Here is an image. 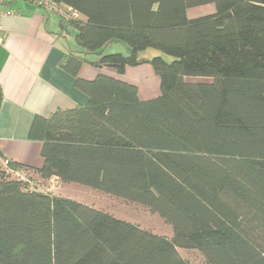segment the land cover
Listing matches in <instances>:
<instances>
[{"label": "trees", "instance_id": "16d2710c", "mask_svg": "<svg viewBox=\"0 0 264 264\" xmlns=\"http://www.w3.org/2000/svg\"><path fill=\"white\" fill-rule=\"evenodd\" d=\"M54 2L78 14L53 13L74 32L61 67L87 101L32 119L40 169L0 168V264H189L179 250L264 264V0ZM202 6L213 12L188 16ZM148 49L173 60L139 57ZM83 64L108 72L84 81ZM142 66L159 80L149 100L119 79ZM34 177L142 206L172 236L32 189Z\"/></svg>", "mask_w": 264, "mask_h": 264}, {"label": "crops", "instance_id": "0c3cea01", "mask_svg": "<svg viewBox=\"0 0 264 264\" xmlns=\"http://www.w3.org/2000/svg\"><path fill=\"white\" fill-rule=\"evenodd\" d=\"M7 10L15 16L0 21V168L4 161H12L40 169L42 144L28 138L32 119L72 110L87 101L75 87L74 77L61 67L67 50L78 48L73 30L64 32L53 13L23 1L0 5V13ZM106 72L83 64L78 77L92 81ZM119 79L135 86L140 100L159 95V80L149 66L128 68ZM53 181L59 184L56 179L47 183Z\"/></svg>", "mask_w": 264, "mask_h": 264}, {"label": "rangeland", "instance_id": "374dc122", "mask_svg": "<svg viewBox=\"0 0 264 264\" xmlns=\"http://www.w3.org/2000/svg\"><path fill=\"white\" fill-rule=\"evenodd\" d=\"M211 12H213V6H202L190 9L187 13L190 18H197L208 15ZM105 53H122L126 55V49L120 44H112L108 46ZM139 57L147 59L160 57L167 62L173 60L171 57L152 49L141 52ZM30 187L37 191L57 194L61 197L84 203L154 234L168 238L172 236L170 226L166 225L157 215L152 214L148 209L142 206L125 202L124 200L93 191L77 184L61 185L56 184L55 181L44 183L34 177L32 182H30ZM179 253L189 264H206L203 257L196 251L179 250Z\"/></svg>", "mask_w": 264, "mask_h": 264}, {"label": "built area", "instance_id": "2783aa9c", "mask_svg": "<svg viewBox=\"0 0 264 264\" xmlns=\"http://www.w3.org/2000/svg\"><path fill=\"white\" fill-rule=\"evenodd\" d=\"M11 1H14V0H0V5H4ZM18 1H25L29 3H33L37 5L38 7H40L41 9H43L44 11L49 12V13H55L56 15H58L59 17L65 20L78 17V14L76 12H74L70 8L62 7L58 5L56 2H54V0H18ZM13 16H15V14L9 10L1 12L0 21L1 19L5 17H13ZM0 32H1V25H0ZM0 42H1V39H0ZM15 176H19V174L16 173Z\"/></svg>", "mask_w": 264, "mask_h": 264}]
</instances>
